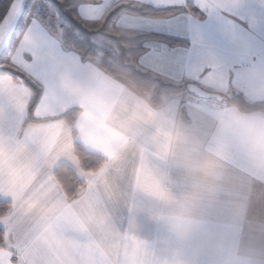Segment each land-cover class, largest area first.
Segmentation results:
<instances>
[{"label":"clouds","instance_id":"1","mask_svg":"<svg viewBox=\"0 0 264 264\" xmlns=\"http://www.w3.org/2000/svg\"><path fill=\"white\" fill-rule=\"evenodd\" d=\"M5 86L6 82L0 85ZM58 88L75 109L70 126L50 112L46 121L26 130L25 138L17 140L0 131V193L12 196L27 239L51 253L53 264H124L123 259L110 257L108 233L119 232L106 215L101 196L117 178L124 183V195L134 198L133 205L138 199L155 202L160 207L148 210L152 219L180 237L187 235L195 203L222 180L216 144L196 140L171 116L137 104L126 85L117 88L88 77L61 76ZM220 134L254 171L264 174V115L228 114ZM77 142L99 163L94 170L76 172L78 188L68 195L56 169L61 161L73 160ZM100 146L109 147L111 154ZM157 156L184 171L190 191L179 198L161 195L163 181L153 164ZM69 212L83 214L82 230L62 229ZM134 230L132 218L126 236L130 238Z\"/></svg>","mask_w":264,"mask_h":264},{"label":"crops","instance_id":"2","mask_svg":"<svg viewBox=\"0 0 264 264\" xmlns=\"http://www.w3.org/2000/svg\"><path fill=\"white\" fill-rule=\"evenodd\" d=\"M81 2L82 0H70L69 4L73 16L84 23L75 15ZM117 2L149 5L158 9H179L173 15L159 18L128 13L139 23L128 30L113 33L111 24L117 17L125 14L121 13L111 21L107 31L115 36L155 34L180 41L178 45H170L161 39L146 40L141 44L144 50L133 55L132 62L139 69L166 82L185 86L194 83L205 91L221 95L223 99H203L183 90L178 94L165 96L162 104L156 107L150 103V94L139 93L128 81L106 74L97 60H84L74 53H69L60 77H88L117 88L126 85L130 90V98L137 104L171 116L196 140L216 144L222 156L223 167L220 183L211 193L205 190L192 208L194 223L183 237L152 219L148 210L160 207L155 202L138 199L133 205L134 198L124 195V183L117 178L110 185L109 191L101 194L106 215L119 232L108 233L110 257L117 262L123 259L124 264H264V174L254 171L231 142L220 134L224 118L228 114L264 115V111H243L228 105L224 100L236 93L243 95L251 103L264 102V68L255 61V52L244 48L241 56H249L251 59L238 73L230 74L227 69L220 67L215 72L210 71L201 76L200 69L196 66L198 59L190 54L189 38L190 34L198 30L195 21V16L201 15L198 9L193 8L195 12H189L177 4L182 0H159V6L149 0ZM35 21L31 20L23 27L24 30L18 33L7 52H11L20 43L30 25L35 23L36 28L44 30ZM88 28L95 30L97 26L91 25ZM61 94L62 103L56 110L59 116L74 108L70 98L62 92ZM113 136L118 138L119 133L113 132ZM80 145L89 151L88 147ZM100 147L106 155L111 154L109 147ZM133 159V155L129 153V160ZM153 164L163 181L158 188L162 196L173 195L179 198L190 191L186 174L170 160L157 156L153 158ZM60 165H65L72 172L75 169V173L84 172L76 155L71 162L61 161ZM132 218L135 230L128 238L126 229Z\"/></svg>","mask_w":264,"mask_h":264},{"label":"snow or ice","instance_id":"3","mask_svg":"<svg viewBox=\"0 0 264 264\" xmlns=\"http://www.w3.org/2000/svg\"><path fill=\"white\" fill-rule=\"evenodd\" d=\"M156 6L159 0H149ZM189 12L198 9L195 16L198 30L190 34V54L197 57L200 75L215 72L220 67L238 73L251 57L241 56L248 48L255 52V61L264 68V0H182L177 3ZM121 7L117 0H82L75 11L86 26L96 25L97 30L108 29L107 17ZM23 8V0H11L0 21V46L6 50V41L13 20ZM222 22V23H221ZM125 13L111 24V32L117 33L138 24ZM223 25H227L225 28ZM76 44L87 46V37L66 33L57 28L55 33L29 26L20 43L7 54L0 55V131L14 139L25 138L26 130L47 120V114L56 112L62 103L58 88L60 72L67 63L69 53L81 57L72 50ZM124 52L123 47H117ZM113 48L102 49L103 56H111ZM101 49H93L95 55ZM211 54V55H209ZM62 185L68 195L76 192L79 177L73 169L68 183ZM74 212L67 214L61 225L69 232L82 230L86 224ZM0 264H53L51 253L26 237L25 227L18 221L10 195L0 193Z\"/></svg>","mask_w":264,"mask_h":264},{"label":"trees","instance_id":"4","mask_svg":"<svg viewBox=\"0 0 264 264\" xmlns=\"http://www.w3.org/2000/svg\"><path fill=\"white\" fill-rule=\"evenodd\" d=\"M32 0L27 4L25 13L28 10ZM48 5L51 7V13L47 12L39 13L41 22L48 20V31L55 33L56 24L59 28L65 30L66 33H76L87 37L88 45L82 46L76 44L72 47L73 51H76L85 59H95L98 61L99 67L108 75L112 77L122 78L128 81L132 87L139 93L150 94V103L153 106H160L163 102L165 96L178 94L183 90H186L185 85H174L163 79L151 74L148 71L139 69L133 62L132 56L141 53L144 49L141 44L146 40L151 39H161L168 42L170 45H178L180 41L172 38L163 37L155 34H143L137 36H115L108 33L107 29L104 30H87L80 22H78L68 10V2L70 0H65L64 2H59L57 0H46ZM11 0H0V21L5 14ZM121 7L116 8L112 12L106 21L102 24L107 23L108 27L111 21L121 13H131L141 16L148 17H167L175 14L179 11L176 8L168 9H158L149 5H136L133 3H123L120 4ZM195 12L194 9L191 10ZM22 28V21L20 22L17 31ZM106 47L113 48V54L111 56H103L102 49ZM117 47H123L124 52L121 55ZM101 49L96 55L93 49ZM5 52L4 54H6ZM3 54V55H4ZM228 105H233L243 111H264V102L251 103L246 100V98L241 94L233 93L232 96L224 98ZM75 109H70L64 113L61 117L62 120L70 126L74 120ZM74 153L79 161L80 167L84 172L88 170L96 169L99 158L84 149L78 142L75 144ZM60 181L65 184L68 183V179L73 175V172L65 165H60L56 169Z\"/></svg>","mask_w":264,"mask_h":264},{"label":"water","instance_id":"5","mask_svg":"<svg viewBox=\"0 0 264 264\" xmlns=\"http://www.w3.org/2000/svg\"><path fill=\"white\" fill-rule=\"evenodd\" d=\"M29 1L30 0H23V8L21 10L20 15L13 20V22H12V24L10 26L9 38L5 42L6 45H7V48L5 50V48L3 46H0V55H3L5 52H7L9 47L11 46V44H12V42L14 40V37H15V35L17 33V28H18L20 22L23 20L25 14H26L25 10H26V7H27V4H28ZM5 14H6V12H5ZM3 18H4V15H3L1 21H3ZM186 90L189 93H191V94H193V95H195V96H197L199 98H203V99H216L218 101H221L223 99V97L221 95L205 91V90H203L202 88H200L198 85H196L194 83L187 84L186 85Z\"/></svg>","mask_w":264,"mask_h":264},{"label":"rangeland","instance_id":"6","mask_svg":"<svg viewBox=\"0 0 264 264\" xmlns=\"http://www.w3.org/2000/svg\"><path fill=\"white\" fill-rule=\"evenodd\" d=\"M59 2H64L65 0H57ZM51 7L48 5L47 1L46 0H32L29 7H28V10L23 18V21H22V28L20 30L17 31V34L15 35L14 39L16 38V36L18 35L19 32H21V30L23 31L24 28L27 24H29V22L31 20H36L35 22L38 21V23L43 27L44 30H48V20H46L45 25L41 22L40 20V17H39V13H44L46 14L47 12L51 13L52 10H50ZM68 10L69 12L71 13V15L73 16L72 12H71V9H70V4L68 2ZM74 17V16H73ZM75 18V17H74ZM76 19V18H75ZM77 20V19H76ZM78 21V20H77ZM80 22V21H78ZM80 24L87 30H93L94 29H89L88 26L85 25V23H82L80 22ZM58 24H56L55 26V29L57 30L58 28ZM97 30V29H95ZM10 49V48H9ZM7 54V53H6Z\"/></svg>","mask_w":264,"mask_h":264}]
</instances>
